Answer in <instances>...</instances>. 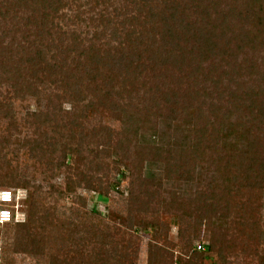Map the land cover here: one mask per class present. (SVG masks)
<instances>
[{
  "label": "rangeland",
  "instance_id": "obj_1",
  "mask_svg": "<svg viewBox=\"0 0 264 264\" xmlns=\"http://www.w3.org/2000/svg\"><path fill=\"white\" fill-rule=\"evenodd\" d=\"M65 2L54 21L80 45L68 49L56 32L41 68L24 61V28L0 26V187L24 190L21 224L35 199L52 223L42 254L6 252V264H154L157 247L172 254L163 264H264V0ZM170 18L214 30L217 50L200 55L190 34L170 39L161 28ZM90 44L96 57H131L85 66ZM185 123L214 132L213 149H155ZM188 236L215 247L185 253Z\"/></svg>",
  "mask_w": 264,
  "mask_h": 264
},
{
  "label": "trees",
  "instance_id": "obj_2",
  "mask_svg": "<svg viewBox=\"0 0 264 264\" xmlns=\"http://www.w3.org/2000/svg\"><path fill=\"white\" fill-rule=\"evenodd\" d=\"M69 1H76V0H69ZM144 0H142V4L146 5V3H143ZM65 4H67L65 2V0H0V26H5L7 23L12 24V28H14V31L17 32L19 30H23L22 27L24 28V32L23 33V37L21 39V41L26 42L24 44V46H21V44L19 45L22 49H24L22 51L23 55H25L24 61L29 64V65H35V67H39V65L41 63H46V61H48L47 59H45L46 54H50V44H53L55 42V39H53L54 35L57 32V35H64L67 37V45L66 47L69 49V45L70 44H79L80 42H76L75 38H70L71 35L75 34V31H70L69 34H67L65 31H62L61 27L55 23L54 19H58L59 15H58V10L60 7L64 6ZM19 14H22L21 16H19ZM78 19H80L79 17H77ZM181 20L178 21L176 18H170L167 20H163L162 22V29L164 28V30L167 31L168 36L170 39L175 40V39H179L180 40V35H185V34H190L189 36L193 37L195 39V41L198 43V48L201 50L200 55H205L208 53H212V51H216L217 50V41L215 39V37H218L217 34L214 33V30H208V29H197L199 31V33H196L194 30H196L194 28V26L191 23H188L187 21L184 22L182 18H180ZM21 23V27H19V24ZM11 28V29H12ZM10 29V30H11ZM32 29H37V31L39 32V35H37V33H34V37H38L37 38H33L31 39V33H33L31 30ZM56 30V31H55ZM117 30V29H116ZM116 30H114L116 32ZM113 31V33H114ZM123 31V30H122ZM28 32L30 34H28ZM133 32H136L135 29H133ZM66 33V34H65ZM43 35H46L48 37L47 43L45 42H41V37ZM130 35L133 37L134 34ZM135 37V36H134ZM41 38V39H40ZM60 37H58L59 39ZM126 40V39H125ZM137 41V38L135 37L132 41L130 45H135ZM61 45L62 42L60 41ZM120 44V43H119ZM61 45L59 47H61ZM126 45H129L127 43H123L121 44V46L126 49ZM6 48L10 49L9 52L11 51V47L6 46L4 48V51L7 52ZM66 48V49H67ZM122 48V49H123ZM132 48V47H131ZM162 47L160 46H156V50L153 52L155 54V56H159V53L161 55L160 49ZM57 51V56H55L54 54H52L50 56V60L56 61L59 57V55L61 54L62 49L60 48H56ZM95 49L93 48V44H90L88 46V52L87 54L83 52H81L79 54V59L84 58V64L85 66H87L88 64L93 66V59L95 60V58H99L100 61L105 62L106 64H109V67L111 66V68L116 67V66H120L121 64H123L128 58H130L131 56L126 52H124L122 50V57H119L118 52L113 51H104L105 53H102L100 55H98L96 57V55L91 54V51ZM0 50H3L0 48ZM173 49H168V51H166V56H164V58H169L167 57L170 56L171 54L173 55L174 60H176V62L179 61V57L177 59V54L173 51ZM170 54V55H169ZM181 60H183V57H180ZM180 60V64L183 63V61L181 62ZM52 61V62H53ZM188 63H193V61H189ZM186 64L183 63L184 65L188 66L189 68L193 69V64ZM198 63H195V67H197ZM52 66L55 65V62L53 64H50ZM78 65V64H76ZM41 68V67H39ZM94 68V67H93ZM92 70V68H91ZM99 72L98 69H93ZM181 70L183 71V68L181 67ZM38 70L35 69V72H37ZM45 78V77H44ZM51 82H56V81H51ZM106 83V81H104V83H101L100 86L102 87V85H104ZM178 131L180 132V135L178 136H174L172 139V142L168 143L167 145H165V147H154L155 149L164 151L168 154H171L172 152L175 153L176 152H193L198 150V148H200V150H203L202 148H208V149H213V147L216 145L217 143V136L214 132H208L207 129H205V127H198L196 124H184V127H176L175 128V132ZM216 131V130H215ZM182 132V133H181ZM158 137V135H157ZM155 138V137H154ZM227 138V135L224 134L222 136H220L218 139H223V142H225ZM237 143V142H236ZM234 149L235 150H240L239 147L237 146V144H234ZM241 151L245 154H252V147L249 149L244 150L243 148H241ZM244 156V154H243ZM250 162V160L247 161V163ZM250 170H252V164L251 162L249 163L248 167ZM253 171V170H252ZM121 176L124 174L123 172H121ZM134 173L131 172V176H133ZM140 179L142 180H153V176L151 175H145V176H138ZM248 179L252 178L251 176L247 177ZM255 178V177H254ZM2 188H8V189H16L14 187H0ZM99 198L102 200L106 199V195L104 193H100L98 194ZM31 213H30V221L28 224L23 225L21 224V222H13V223H9V224H5L3 226L0 227V235L2 237V250H1V264H6V252L8 254H19V253H29V254H42V251L44 250V248L46 247L47 244V236L45 235V232L49 231V228L51 226V221H50V217L51 214L50 212H48L43 203L38 201V199L33 200V202L31 203ZM12 225H17L19 226L18 229H16L15 231H10L8 237H7V230L10 226ZM212 229L214 230V228L212 227H208L207 230L211 232V234L213 235V239L214 241L215 236L217 237L218 243H219V251H222L223 248V242L221 241L222 238V234H219L217 231L214 230V232L212 231ZM183 232V231H182ZM181 232V233H182ZM182 238H185V235L182 233L181 235ZM7 239H9V242L6 243ZM211 238L210 243H207L206 245L203 244V249H198L196 247V245H192V240L191 238H189V236L187 237V239L185 240V243L183 245V248L185 250V253H187V251L189 249L192 250L193 253H198L204 256H209L210 252L213 251V248L215 247L214 242ZM216 243V242H215ZM217 244V243H216ZM192 253V254H193ZM153 262L154 264H163L165 262H167L166 258L172 257V254L168 253L165 249H161V248H156L155 252L153 253ZM172 263V260H170ZM9 264H15L16 263V258L15 257H11L9 258Z\"/></svg>",
  "mask_w": 264,
  "mask_h": 264
},
{
  "label": "built area",
  "instance_id": "obj_3",
  "mask_svg": "<svg viewBox=\"0 0 264 264\" xmlns=\"http://www.w3.org/2000/svg\"><path fill=\"white\" fill-rule=\"evenodd\" d=\"M5 194L8 195L7 199L5 198ZM24 198V190L0 188V227L5 224L20 222L24 220L25 212L22 211V207L24 206ZM196 247L198 249H203V244L198 243ZM1 250L2 237L0 235V264L2 261Z\"/></svg>",
  "mask_w": 264,
  "mask_h": 264
},
{
  "label": "snow or ice",
  "instance_id": "obj_4",
  "mask_svg": "<svg viewBox=\"0 0 264 264\" xmlns=\"http://www.w3.org/2000/svg\"><path fill=\"white\" fill-rule=\"evenodd\" d=\"M5 198H6V199L8 198V195H7V194H5Z\"/></svg>",
  "mask_w": 264,
  "mask_h": 264
}]
</instances>
